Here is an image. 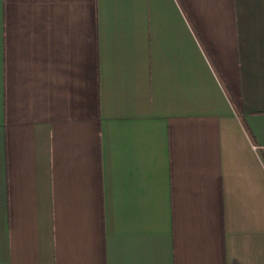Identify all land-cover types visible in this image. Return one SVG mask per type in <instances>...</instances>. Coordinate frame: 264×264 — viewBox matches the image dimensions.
Wrapping results in <instances>:
<instances>
[{"label": "crops", "instance_id": "crops-1", "mask_svg": "<svg viewBox=\"0 0 264 264\" xmlns=\"http://www.w3.org/2000/svg\"><path fill=\"white\" fill-rule=\"evenodd\" d=\"M0 264H264V0H0Z\"/></svg>", "mask_w": 264, "mask_h": 264}]
</instances>
